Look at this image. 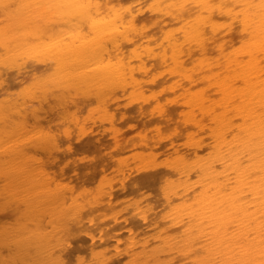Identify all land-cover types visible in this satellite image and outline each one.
I'll return each mask as SVG.
<instances>
[{
	"label": "bare ground",
	"instance_id": "bare-ground-1",
	"mask_svg": "<svg viewBox=\"0 0 264 264\" xmlns=\"http://www.w3.org/2000/svg\"><path fill=\"white\" fill-rule=\"evenodd\" d=\"M155 86L208 135L157 172L166 226L136 201L118 243L120 179L78 193L59 155L126 98L171 120ZM70 261L264 264V0H0V264Z\"/></svg>",
	"mask_w": 264,
	"mask_h": 264
},
{
	"label": "rangeland",
	"instance_id": "rangeland-1",
	"mask_svg": "<svg viewBox=\"0 0 264 264\" xmlns=\"http://www.w3.org/2000/svg\"><path fill=\"white\" fill-rule=\"evenodd\" d=\"M148 93L157 94L162 102L172 105L171 120H165L151 108L139 109L134 103H130L129 98H126L115 109L117 114L114 125L109 122H93L89 119L84 126L86 131L96 129L95 131L102 133L101 138L95 137L97 132L79 135L83 131L81 126L71 125L72 139L63 144L59 155L60 178L78 193L98 195L107 179H120L118 187L120 195L116 209L121 210L123 216L121 221L115 220L110 224L113 227H110L108 234L118 243L122 238L127 240L131 236V225L126 222L131 215L129 207L136 201L143 200L159 212L160 225L157 226L158 223L150 225V233H155L166 226L162 215L167 208L161 209L165 204L163 187L166 177L158 176L157 172L161 168H166L169 161L178 159L182 153L192 152L191 142L196 135H208L201 133L199 128L183 116V113L189 109L184 106L179 107L181 92L175 93L164 86H155ZM89 111L88 108L84 110L85 116L89 115ZM151 155L156 157L158 166L142 168L145 159ZM149 173L153 176L145 180ZM135 179H138L136 183ZM105 217L100 218L99 221ZM107 218L110 219L111 214ZM115 227L117 232L114 230Z\"/></svg>",
	"mask_w": 264,
	"mask_h": 264
},
{
	"label": "snow or ice",
	"instance_id": "snow-or-ice-1",
	"mask_svg": "<svg viewBox=\"0 0 264 264\" xmlns=\"http://www.w3.org/2000/svg\"><path fill=\"white\" fill-rule=\"evenodd\" d=\"M69 264H73V262H72V261H70V262H69Z\"/></svg>",
	"mask_w": 264,
	"mask_h": 264
}]
</instances>
